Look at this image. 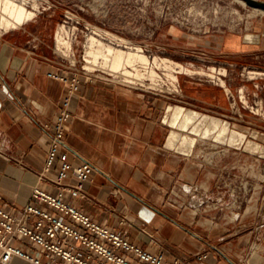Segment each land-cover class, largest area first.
Listing matches in <instances>:
<instances>
[{
	"label": "crops",
	"instance_id": "obj_1",
	"mask_svg": "<svg viewBox=\"0 0 264 264\" xmlns=\"http://www.w3.org/2000/svg\"><path fill=\"white\" fill-rule=\"evenodd\" d=\"M191 45L201 60L264 70V26L206 35ZM56 59L51 40L32 27L0 33L4 206L23 207L36 185L54 191L38 177L51 145L46 125L61 112L68 89L49 76L60 71ZM260 77L253 84L264 88ZM82 80L65 138L73 165L87 161L94 170L88 196L69 200L137 246L165 250L168 264L174 258L187 264H264V223L256 209L264 207L257 192L264 179L243 184V196L233 190L243 180L220 185L224 173L241 165L249 170L252 160L259 170L264 166V117L251 131L232 123L229 91L211 81L186 80L175 104L106 78ZM229 87L239 95L245 86ZM187 191L194 193L182 196ZM199 254L205 257L196 260Z\"/></svg>",
	"mask_w": 264,
	"mask_h": 264
},
{
	"label": "rangeland",
	"instance_id": "obj_2",
	"mask_svg": "<svg viewBox=\"0 0 264 264\" xmlns=\"http://www.w3.org/2000/svg\"><path fill=\"white\" fill-rule=\"evenodd\" d=\"M18 1L26 9L33 10L36 13L31 21L26 22L23 26L32 27L35 33H40L44 38H49L54 50H66V52L64 51L66 58L75 63V68L78 69L82 78H87L86 73L89 76L93 74L94 78H106L121 82L131 88L135 87L147 93L149 92L147 88L150 86L157 89L158 94L168 102L175 104L183 97L182 88L186 80L214 81L215 85L218 84L216 86L223 85L225 89L233 93V96H236L233 101L231 100L232 105L230 104L229 116L232 118V123L237 122L247 128L248 131L256 130V126L262 125L261 122L256 120L260 117L254 113L264 116V98L259 93L260 90H263L264 94V88L263 85L262 87L257 85L256 88L253 83L257 80H251L250 78H261L260 76L264 78V70L246 69L244 71V68L238 69L233 64H214L206 61V59L201 60L196 54L198 52L194 53L191 44L206 35L231 32L246 33L247 31L259 29L264 26L263 11L250 8L238 0ZM65 21H67V24L64 23ZM61 27L66 28V33L60 34V36L65 38V41L68 40V44L67 47L61 46L58 48L57 35ZM5 31L8 30L0 28V33ZM91 36L97 37L100 41L114 48L138 47L148 57L149 63L147 65H136V72L133 71L134 73L138 72L139 76L127 78L122 76L120 72L115 74L108 67L107 69L103 68L100 65L101 60L98 61L99 63L94 64V59L92 57L88 58L87 48ZM73 53L75 57H73ZM155 59L160 63L159 66L154 64ZM89 60L93 63L88 64ZM163 60L181 64L195 73L187 75L178 72L179 68L167 69L162 63ZM56 61L58 60L56 59ZM90 66H92V69H89ZM218 68L222 73L228 75V78L212 73ZM83 69H86V71ZM129 70L132 71V69ZM249 70L252 72L248 73ZM242 73L245 77H242ZM173 75L178 79L176 82L170 77ZM215 77L217 79L214 80ZM219 77L226 82L222 83ZM233 82H241L245 86L244 92L240 96L244 97L243 102L247 103L246 106L239 102L237 88H234L235 90L230 89L229 84ZM142 85H145V87H142ZM172 92L174 93L170 94ZM256 96L263 102L259 107H255ZM254 162L252 160V168L249 170L243 165H241L242 167H236L232 171L237 175L236 177L232 173H224L220 178V185L229 179H236L240 183L243 180L242 185L239 184L241 187L233 188L236 191L234 193L236 196H243L246 190L243 184L250 181L251 178L257 182L259 178L264 179V166L259 170L258 166H254ZM257 188V192H260L261 198L264 199V182H262V186L258 185ZM256 209L261 215L260 220L264 223V207Z\"/></svg>",
	"mask_w": 264,
	"mask_h": 264
},
{
	"label": "built area",
	"instance_id": "obj_3",
	"mask_svg": "<svg viewBox=\"0 0 264 264\" xmlns=\"http://www.w3.org/2000/svg\"><path fill=\"white\" fill-rule=\"evenodd\" d=\"M64 23L67 24V21ZM64 51L54 50L58 60L56 66L60 71L50 72L49 76L65 82L68 89L61 112L46 125L51 133V145L44 171L38 177L39 182L45 183L54 191L36 185L31 192L30 202L21 208L4 206L1 204L3 197L0 195V264H12L15 259L28 264H168L165 250L152 253L137 246L116 229L92 219L84 209L76 207L69 200L88 196L86 185L90 181L94 166L87 161H81L74 166L71 152L66 145V129L72 118L69 108L80 89L82 76L75 68V63L66 58ZM219 69L212 73L226 78L228 75ZM250 72L252 71L249 70L248 73ZM85 75L88 80L93 81V74ZM213 83L215 84L214 81ZM147 89L159 95L157 89L150 86ZM243 92L244 89L239 90V102L246 106L244 97L240 96ZM228 94L233 101L232 93L229 91ZM262 103L256 96L255 107ZM192 193L183 192L182 196ZM174 196L176 199L179 195L174 192ZM204 257L205 254H199L195 259L201 260ZM169 264L187 262L174 258Z\"/></svg>",
	"mask_w": 264,
	"mask_h": 264
},
{
	"label": "bare ground",
	"instance_id": "obj_4",
	"mask_svg": "<svg viewBox=\"0 0 264 264\" xmlns=\"http://www.w3.org/2000/svg\"><path fill=\"white\" fill-rule=\"evenodd\" d=\"M35 15L36 13L33 10L26 9V7L22 3H20L18 0H0V28L1 29L3 28L8 31L16 30L17 28L23 26V24H25L26 22L31 21V19ZM65 33H66V28L61 27L57 35L58 36L57 37L58 38V41H57L58 48H60L61 46L67 47L68 40L65 41L66 39L60 36V34L63 35ZM124 48H114L100 41L97 37L91 36V38H89V41H88L87 55H88V58L92 57L94 59V64L99 63L100 62L99 60H101L100 65H102V67L106 69L108 67L111 70V72L115 74L120 72L122 76H125L127 78H130L133 76H139L138 72L134 73L133 70L136 69L135 67L138 64L147 65L149 63L148 57L144 55L143 50L138 47H132V48L124 47ZM89 63H93V61L89 60L88 64ZM162 63H164L167 69L174 70L175 68H179L178 72H182L187 75L195 73L191 69L189 70L185 68L183 65L178 64V63L174 64L173 62H170L169 60L168 61L163 60ZM154 64L159 66L160 63H158L157 59H155ZM89 69H92V66H90ZM129 69H132L133 73ZM170 77H172L174 82L178 80L177 77H174V75ZM222 83H224L223 80H222Z\"/></svg>",
	"mask_w": 264,
	"mask_h": 264
},
{
	"label": "water",
	"instance_id": "obj_5",
	"mask_svg": "<svg viewBox=\"0 0 264 264\" xmlns=\"http://www.w3.org/2000/svg\"><path fill=\"white\" fill-rule=\"evenodd\" d=\"M246 5H248L250 8H253L255 10H261L264 12V0H238ZM198 194L199 192L196 191Z\"/></svg>",
	"mask_w": 264,
	"mask_h": 264
}]
</instances>
